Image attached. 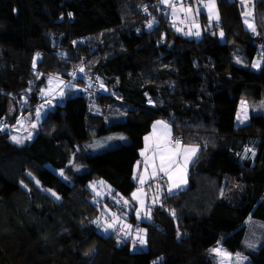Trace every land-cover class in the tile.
I'll use <instances>...</instances> for the list:
<instances>
[{
    "label": "trees",
    "instance_id": "1",
    "mask_svg": "<svg viewBox=\"0 0 264 264\" xmlns=\"http://www.w3.org/2000/svg\"><path fill=\"white\" fill-rule=\"evenodd\" d=\"M254 2L256 35L237 0H216L219 26L195 40L176 31L159 0H0V264H213L206 254L218 244L243 251L246 219L264 222V111L234 124L240 100L264 98V65L250 68L264 48V0ZM94 74L98 94L77 96ZM50 75L76 84L64 85L30 142L12 144L8 126L45 106L37 94ZM158 119L199 152L187 187L163 193L149 218L138 222L129 207L128 222L145 232L137 250L139 241L104 231L99 219L103 206L122 212L121 197L135 188L136 144ZM112 135L102 151L84 147ZM94 180L110 196L96 201ZM248 257L264 264V239Z\"/></svg>",
    "mask_w": 264,
    "mask_h": 264
},
{
    "label": "rangeland",
    "instance_id": "2",
    "mask_svg": "<svg viewBox=\"0 0 264 264\" xmlns=\"http://www.w3.org/2000/svg\"><path fill=\"white\" fill-rule=\"evenodd\" d=\"M175 1H176L175 3L179 4L178 7H174V1L171 2V5H172L171 7L173 8V11H174V9L177 8V12L175 13L176 16H178L180 14L178 11L180 8L191 9V11H186L187 17H188L186 21L190 27H182L181 29H179V31L176 29V31L179 32L180 34L185 35L187 37H191L195 40H198L201 37L203 30H207V29L209 30L213 26L217 25L219 20L217 21L215 18H213L211 21H209L208 9L205 6L207 0H198V2H195L194 4L192 3V5L190 3L189 5L184 4L182 6H180V3H182L186 0H184V1L183 0H175ZM177 1H179V2H177ZM237 3L239 5V7L241 8V12H242L243 7L240 5V0H237ZM254 4H255L254 0H248V4L245 7L251 13V15L248 17V19L250 20V22H253L255 25ZM198 5H199V7H198ZM166 6H168V4ZM216 9H217V5H216ZM242 24H243L244 29L246 31H248L250 34H253V35L257 34V30L255 33H253L251 30L248 29L247 25L244 23L243 18H242ZM255 27H256V25H255ZM146 29L148 30L149 28L146 27ZM197 31H199V36L195 35V33ZM220 33L221 32H218L217 36H218V39L220 40V42H223V36H221ZM261 38H262V36H261ZM261 43H263V42L261 41ZM263 45H264V43H263ZM257 51H258V56H256L250 64V68L254 71L259 70V68L262 65H264V48H262V45L258 46ZM237 61H239V63ZM254 61H257L259 63L260 66L258 68L252 67V64ZM233 63H235L237 65H241L242 64L241 58L239 56H235L233 59ZM185 64L186 65H184V67H185L184 70L181 71L182 75L186 73V70L189 71V66L187 65V63H185ZM50 77L52 78L51 84L49 83ZM60 81H63V80L59 76L50 75V76H47L45 78L44 83L39 88V92L37 94L38 100L42 101L41 103H45V106L41 107V109H40V111L42 112V114H40V118L38 119L37 117L36 118L34 117L33 119H29L30 116L27 115L26 118H23L22 120H18L19 123H18V121H16L15 124L8 126V129H7L8 141H10L12 144H14L16 146H23L33 139L36 129L40 126V123L42 121L41 119H43V117L45 116L46 110L53 106V103L55 100L61 101L64 98L65 86H64V83H60ZM41 89H44V92H41ZM50 89L52 91H50ZM61 90H62V93H61ZM100 90L103 93L105 91L103 86H101ZM242 100L245 101L246 103H244V105L240 104L239 111L243 110L244 107L246 108L249 104L251 105L250 109L252 110V112H255L256 114L259 113V110H261V109H262V111H264V98L261 101L253 102V103H249L244 99H242ZM243 120H244V118H241L239 120L241 124L243 123V122H241ZM33 124L36 125L34 128L32 127ZM245 125H247V124H244V126ZM29 134H31V135L29 136ZM116 135L120 136V134H116ZM13 136L20 139L21 143H19V144L14 143L13 140L11 139V137H13ZM118 136H114V135L104 136V137H100L97 139L89 140L87 142V144H85L84 147H86V150H90V152H97L98 150H104V149L108 148V144L112 142V139H114ZM109 137H112V139H109ZM181 146L185 147V145H181ZM191 147L196 148V153L193 155V157H191V159L189 161V165L195 159L197 152L199 151L198 146H191ZM139 166H141L140 172L141 173L144 172L141 175H143L145 178L146 169H145L144 161H139V163L136 164V166L134 168L135 174L136 175L138 174L137 169L139 168ZM147 170H148V172H151V174L149 176H148V174L146 176V178H148V180H151L147 184L148 185L147 188L145 189L143 187L142 183H140L141 178H139V179L136 178L135 179L136 187L132 191V192H134V191L137 192V195L139 197V201L137 199H134V201H135V203H134L135 219L138 222L146 220L147 218H149V216H148L149 207L148 206H153V205L158 204L160 196L163 195V193H165L167 195L171 193L169 190H167L168 192H164L165 191L164 186L166 185V181L161 183L157 180V178L160 175H162L165 178L164 173L157 172V174L155 176H153L152 175L153 169L151 167H148ZM26 175L33 182L34 186L36 188H38V190H40L43 194H46L55 203L60 202V199L57 200L54 196L51 195V192H54V191H52V190L49 191L48 189H42L40 187V185L37 183V181L31 175H29V173H26ZM90 184L92 185V187H89ZM23 188L25 191H27L26 187L23 186ZM88 189L93 194L94 199L96 201H101L106 196H110V193H111L110 187L101 180H94L93 182H90L88 184ZM141 192L144 193L143 197L140 194ZM121 200H122V202H119V203H121L124 208H122V209L119 208L120 211H122V212H118V214H117V211H111L106 206L102 207L104 216L99 219L100 224L103 225V227H104L105 223H112L113 220L115 219L116 223H115L114 228L108 229L107 232L114 231V233L116 235L124 236L125 238L135 237V236H137V230L139 228L132 226V224L130 222H128V220H127V218H129V214H128L129 211L127 210L128 209L127 207H129L128 199L121 197ZM125 201H127V204H125ZM137 209H139V212L137 211ZM123 225H130L131 227L125 229V228H123ZM244 226H245V233H244V237L242 240V250L243 251L242 252L237 251L235 253H231L230 260H225L224 264H236V262H237L236 253H240L242 257H246V259L241 260L240 264H248L249 263L248 255L255 253L257 251V249L262 245V242L264 239V222L248 217L244 223ZM144 233L145 232L143 231V233H141V235L144 236ZM134 241L138 242L139 240L137 239ZM249 244H255V247H249L248 246ZM212 249H222L223 251H226V250L218 244L215 247L211 248L206 254L208 257H210L212 259L213 264H220V261L223 259V257L218 256L215 252L211 251ZM137 250H144V244L143 245L140 244V246H139V248H137ZM245 253L248 255H246Z\"/></svg>",
    "mask_w": 264,
    "mask_h": 264
},
{
    "label": "snow or ice",
    "instance_id": "3",
    "mask_svg": "<svg viewBox=\"0 0 264 264\" xmlns=\"http://www.w3.org/2000/svg\"><path fill=\"white\" fill-rule=\"evenodd\" d=\"M161 3L167 5L169 3V0H160ZM248 4V0H240V5L243 7V10L241 12V16L244 20V23L247 25L248 29L251 30L253 33L256 32V27L253 22H250L248 17L251 15V13L247 10L245 7ZM208 9V18L209 21H211L213 18H215L217 21L219 20V14L216 9V0H207L206 5ZM184 11H191V9H182ZM69 17L72 16V13L70 12ZM149 26H151V21L149 22ZM215 26H219L218 24ZM179 31V29H177ZM191 34V33H190ZM195 35L199 36V31L195 33ZM221 36H223V32L220 33ZM39 55V54H37ZM239 63V61H237ZM36 66V57H33V67ZM260 65L257 61H254L252 64L253 68H258ZM80 71H83L81 68ZM70 75H72L70 73ZM58 79V78H57ZM52 78H49V83L51 84ZM60 83H63V81H60ZM50 91H52L50 89ZM41 92H44V89H41ZM62 93V90H61ZM50 102V101H49ZM244 101H241V105H244ZM37 118H40V112L39 108L37 110ZM241 113L238 110L237 112V119L240 120ZM243 122V121H241ZM19 123V121H18ZM157 125L160 126V128H157ZM36 125L33 124L32 127L34 128ZM3 127V126H0ZM31 134H29L30 136ZM14 143H21V140L17 137L13 136L11 137ZM109 139H112V137H109ZM120 140H124L125 137L120 136L118 137ZM145 141V147L141 150L140 155L144 157V164L145 169L147 170L148 167H151L153 169L152 175L155 176L157 172L164 173L165 176L168 177L169 180V191L174 187H178L180 182L183 181L184 176V170L185 167L190 160L192 154L196 152L195 147H182L181 146V140L175 139L172 140L170 138V130L168 128L167 123L164 121H155L153 123V133L149 136L144 137ZM246 151H252L251 149H247ZM148 153H151L149 155ZM253 155L255 153L253 152ZM159 161V164L157 165L156 161ZM71 163V161H70ZM139 163V161L137 162ZM29 175H31L29 173ZM60 175L64 176L63 170H61ZM67 179V177H64ZM134 178H135V169H134ZM144 182V176L141 175V183ZM37 183H39L37 181ZM89 187H92L90 184ZM50 191V190H49ZM51 195L54 196L57 200L60 199L59 196L55 192H51ZM133 199H137L139 201V197L137 195V192L132 193ZM155 199V198H154ZM125 204H127V201H125ZM139 212V209H137ZM94 223H97L98 227L100 226L99 221H94ZM116 223V220L114 219L112 223H105L104 224V231H107L110 228H114ZM130 225H123V228L127 229L130 228ZM143 229L137 230V236L132 237L133 240H139V243L141 245L145 244L146 241L144 239V236L141 235L143 233ZM179 235V234H178ZM249 247H255V244H249ZM211 251L215 252L218 256L223 257V259L220 261V264H224L225 260H230L231 253H228L226 251H223L222 249H212ZM85 255H88V253H85ZM237 262L236 264H240L241 260L246 259V257H242L240 253H236Z\"/></svg>",
    "mask_w": 264,
    "mask_h": 264
},
{
    "label": "crops",
    "instance_id": "4",
    "mask_svg": "<svg viewBox=\"0 0 264 264\" xmlns=\"http://www.w3.org/2000/svg\"><path fill=\"white\" fill-rule=\"evenodd\" d=\"M172 1H174V7H178V3H175L176 1L175 0H169V3H168V6H166L165 4H163V3H161L160 2V0H159V4L162 6V10L165 12V15H168V16H170V17H172V21H173V25L175 24V25H177V24H181L182 25V27H190L189 26V24H187V12L186 11H183L182 10V8H180L178 11H179V15L178 16H176L175 15V13L177 12V8L176 9H174V11H173V8L171 7L172 5H171V2ZM184 1V0H183ZM177 2H179V1H177ZM195 2H198V0H186V1H184V2H182V3H180V6H182V5H184V4H190L191 3V5H192V3L194 4ZM217 5V4H216ZM198 7H199V5H198ZM184 9H186V8H184ZM203 14V13H202ZM180 22V23H179ZM181 27V28H182ZM241 102V100L238 102V105H237V109H236V113H235V119H234V124H235V126L236 127H242V126H244V124H247L248 122H249V117H250V114L251 113H255V112H252V110L250 109V104L245 108H243V110H241L240 111V113H241V118H244V120H243V123L241 124L240 123V121L237 119V112H238V110H239V108H240V103ZM245 102V101H244ZM246 103V102H245ZM260 109V108H259ZM39 112H40V114H42V112L39 110ZM260 112H262V109L261 110H259V113ZM46 114V113H45ZM43 116V115H42ZM37 117V114H36V116H35V118ZM240 118V119H241ZM42 120V119H41ZM155 121H164V120H162V119H158V120H155ZM154 121V122H155ZM153 122V123H154ZM165 122V121H164ZM153 123H152V125H151V128H150V131H149V133L148 134H146L145 136H149L150 134H152L153 133ZM166 123V122H165ZM157 128L159 129L160 128V126L159 125H157ZM168 128H169V130H170V138L172 139V140H174L176 137H174V135H173V133H172V130L170 129V127L168 126ZM144 136V137H145ZM144 137L136 144V148H137V150H138V154H139V160L138 161H144V157H142L141 155H140V152H141V150L142 149H144V147H145V141H144ZM116 140H118V139H116V138H114V139H112V142L111 143H109L108 144V147L109 146H111L112 144H114L115 143V141ZM119 141H122V140H119ZM181 145H184V144H181ZM191 146H193V145H185V147H191ZM183 147V146H182ZM88 152H89V150H87ZM99 151H102V150H98L97 152H99ZM199 152V151H198ZM198 152H197V155H198ZM196 153V152H195ZM194 153V154H195ZM149 155H151V153H148ZM194 154H192V156L191 157H193V155ZM197 155H196V157H197ZM196 157H195V159H196ZM191 159V158H190ZM195 159L192 161V163L195 161ZM137 161V162H138ZM190 161V160H189ZM189 161H188V163H187V165H186V167H185V170H184V176H183V181H181L180 182V184H179V186L178 187H174L172 190H171V193L170 194H168V195H171V194H175V193H177L178 191H181V190H183V189H185L186 187H187V174H188V170H189V168L191 167V165H192V163L189 165ZM137 162L135 163V165H134V168H135V166H136V164H137ZM156 163H157V165L159 164V161L157 160L156 161ZM189 165V166H188ZM140 168H141V166H139V168L137 169L138 170V174L136 175L135 174V178H134V171H133V179H134V182H135V187H136V181H135V179L137 178V179H139V178H141V174H143L144 172H140ZM148 169V168H147ZM146 172V174H145V180H144V182L142 183V185H143V187L146 189L147 188V184L151 181V180H148V178H146V176H147V174H148V176L151 174V172H148V170H146L145 171ZM165 176V175H164ZM165 181H166V185L164 186V192H168L167 190H169V187H168V184H169V180H168V177L167 176H165ZM140 183H141V179H140ZM186 185V186H185ZM185 186V187H184ZM134 190V189H133ZM135 192V191H134ZM132 193L133 192H131V194L129 195V198H127L128 199V205H129V207H133V214H134V218H135V206H134V203H135V201H134V199H133V197H132ZM141 195H142V197H143V195H144V193H140ZM129 207H127L128 209L127 210H129ZM129 214V213H128Z\"/></svg>",
    "mask_w": 264,
    "mask_h": 264
},
{
    "label": "built area",
    "instance_id": "5",
    "mask_svg": "<svg viewBox=\"0 0 264 264\" xmlns=\"http://www.w3.org/2000/svg\"><path fill=\"white\" fill-rule=\"evenodd\" d=\"M162 13L165 15V12L164 11H162ZM168 20H169V22H172L173 23V21H172V17H170V16H168ZM174 27H175V29H181V27H182V25L181 24H177V25H175L174 24ZM92 81H91V83H90V85L88 86V87H84V88H82L81 90H79L76 94H77V96H79V97H84V98H91V97H93V96H95V95H97L98 94V89H99V76L98 75H96V74H94V75H92ZM63 83H64V85H75L76 84V80H72V79H64L63 80ZM0 126H3V123H1L0 124ZM2 127H0V129H1ZM175 140V139H174ZM158 179L161 181V182H165V178L162 176V175H160L159 177H158ZM118 201H120V199L118 198ZM134 242H137V241H134Z\"/></svg>",
    "mask_w": 264,
    "mask_h": 264
},
{
    "label": "clouds",
    "instance_id": "6",
    "mask_svg": "<svg viewBox=\"0 0 264 264\" xmlns=\"http://www.w3.org/2000/svg\"><path fill=\"white\" fill-rule=\"evenodd\" d=\"M121 201V200H120Z\"/></svg>",
    "mask_w": 264,
    "mask_h": 264
}]
</instances>
